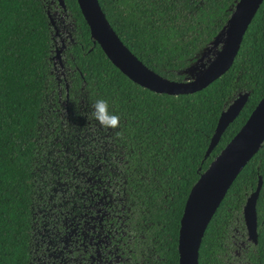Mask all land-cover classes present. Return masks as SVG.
I'll use <instances>...</instances> for the list:
<instances>
[{"label": "trees", "instance_id": "obj_1", "mask_svg": "<svg viewBox=\"0 0 264 264\" xmlns=\"http://www.w3.org/2000/svg\"><path fill=\"white\" fill-rule=\"evenodd\" d=\"M99 2L106 13L104 1ZM65 3L80 29L73 51L88 82L89 98L106 100L109 112L120 117L115 135L127 159L134 163L127 167L132 198L143 202V209L148 207L150 216L159 218L161 229L170 232L166 254L175 264L179 220L191 186L264 94V0L229 70L207 87L180 95L155 93L126 77L97 43L92 45L77 1ZM226 3L215 0L209 5L219 8H202L190 15L146 8L142 21L136 18L111 25L147 67L164 77L182 80L176 71L188 66L222 27ZM49 31L41 0H0V264H29L31 258L32 211L40 188L36 179L39 127L45 97L51 91ZM239 88L250 91L248 101L205 158L219 114ZM78 167L85 169L73 166V177L85 176ZM258 175L263 179L257 202V210H261L264 144L238 174L208 223L199 248V264L217 257L225 222L233 217L234 208H240L237 193L243 189L239 185L249 189ZM50 185L51 191L59 190L56 184ZM258 240L260 248L264 224Z\"/></svg>", "mask_w": 264, "mask_h": 264}, {"label": "flooded vegetation", "instance_id": "obj_2", "mask_svg": "<svg viewBox=\"0 0 264 264\" xmlns=\"http://www.w3.org/2000/svg\"><path fill=\"white\" fill-rule=\"evenodd\" d=\"M103 1L106 13L103 12L110 25L114 26L123 25L124 22H131L136 18L142 21L143 11L146 8L169 9L172 12L180 10L188 15L202 8L205 10L210 7L219 8L209 5L215 0ZM226 2L222 8V16L225 18L223 25L234 10L237 0H226ZM41 3L50 29L51 48L48 59L54 71L58 69L62 71L65 90L64 104L69 117L71 113L83 112L82 108L75 110L69 107V102L78 97L76 94L78 90L83 88L88 97L90 96L88 82L76 65L73 51L76 43L79 42L80 29L76 17L66 5L65 0L64 7L60 0H41ZM60 9L63 11L64 18L59 13ZM72 30H74V37L69 39ZM95 44L92 40V45ZM64 69H72L69 77L67 73H63ZM59 85L60 83L57 84L60 89ZM86 111L83 132L97 135H93V141L91 137L88 142L77 140L73 145L69 143L70 151L86 155L82 160H77L78 156L72 163V167L82 165L86 168V171L82 172L85 176L73 177L72 173V176L67 177L69 186L65 192H58L59 190L55 189L50 193L51 197H67L68 199L64 201L67 208H58L63 213L56 215L62 219L54 222L56 228L52 231L51 240L44 239V264H171L170 256L166 254L169 250L170 232L161 229L159 218L150 216L149 208L143 209V202L132 198L133 194L130 192L132 188L127 183V167L134 163L127 159L125 148L118 142V137L115 135L116 129L110 135H100L101 128L98 127L92 112L89 109ZM78 118L80 119V116ZM90 124L92 127H89ZM117 147L122 148L124 161L115 160L117 156L115 148ZM114 170H122L125 178L115 175ZM257 182L258 178L255 185L250 186L249 189L244 184L239 185V189H243L242 192L237 193L239 196L236 203L240 208H234L233 217L225 222L220 236L222 244H220L219 251H215L217 257L214 259L209 257L207 264H264V242L260 248L258 247L260 244L259 229L264 224V216L260 219L259 216L264 214V207L257 210L258 198L256 202L258 232L256 243L247 235L243 216V207L247 197L255 190ZM262 185L263 179L261 187ZM61 203L63 202L55 201L52 204L57 206ZM96 205H100L101 208H97ZM231 230L234 231L232 239ZM47 231L48 229L44 226V237L48 235ZM177 244L178 237L176 249ZM231 251H233L232 258L228 254ZM30 262L31 258L29 264ZM178 262L177 249L175 264Z\"/></svg>", "mask_w": 264, "mask_h": 264}, {"label": "water", "instance_id": "obj_3", "mask_svg": "<svg viewBox=\"0 0 264 264\" xmlns=\"http://www.w3.org/2000/svg\"><path fill=\"white\" fill-rule=\"evenodd\" d=\"M76 1L89 27L91 39L100 46L111 63L134 83L155 93L168 95L194 93L207 87L227 72L238 53L252 18L263 2V0H237L226 23L208 42L207 45H210L204 46L188 66L178 70H188L205 48L200 58L202 67L198 73L188 80H175L153 71L129 50L108 22L98 0ZM60 3L64 7V0H60ZM214 49L216 50L213 57L209 58L208 54ZM205 57L208 62L202 64ZM249 95L250 91L238 93L220 112L205 151V158L217 145L228 125L238 117ZM263 144L264 94L245 122L212 159L207 168L200 172L198 179L191 186L179 222L178 264H199V248L208 223L231 184ZM261 184L262 176L258 175L257 186L249 194L243 207L247 235L255 243L258 236L256 202Z\"/></svg>", "mask_w": 264, "mask_h": 264}, {"label": "rangeland", "instance_id": "obj_4", "mask_svg": "<svg viewBox=\"0 0 264 264\" xmlns=\"http://www.w3.org/2000/svg\"><path fill=\"white\" fill-rule=\"evenodd\" d=\"M59 13L63 17V11L59 10ZM53 34V33H52ZM74 37V30H72L71 37ZM210 45V44H209ZM207 45V47L209 46ZM206 47V48H207ZM219 48V46H218ZM216 48V49H218ZM211 50L209 58H212L215 50ZM205 52V48L199 53L195 62L190 66L188 70L176 71V74L183 79H191L193 78L195 73H198L202 65H200V58ZM208 60H203L202 64H206ZM73 68V67H72ZM72 69H64L63 73H67L68 77L71 74ZM61 70H53L51 66L49 69L50 76V84L51 91L45 97L46 108L43 110L41 114V123H40V133H39V153L37 159V186H39L38 193L36 194L34 207L32 211V242H31V262L30 264H44V239L51 240L50 236H52V231L55 230L56 225L54 222L59 218L60 214L63 212L59 211L58 208L65 209L67 208L64 205V201L68 198H62L57 196L50 195L51 193V185L56 184L59 187L58 192H65L69 184H67V177L72 176V163L78 156L79 159H85L86 155H79L75 152L70 151L69 143L72 145L75 141L88 142L93 141V135H97L96 133H92L90 135L88 132H83L85 127L84 124V116L87 113L86 109H89L93 112V104L87 92L80 88L76 93L78 97L73 101L69 102V107H73V109L77 110L82 108L83 112H75L71 113L68 117L65 107V90H64V82L63 77L61 76ZM60 81V82H59ZM60 83L58 88L57 84ZM243 91H248L243 88H239L236 90L232 97L229 99V102L236 97L238 93ZM60 93V94H59ZM228 102V103H229ZM81 113V114H79ZM80 116V119L78 118ZM88 116V115H87ZM96 121V119H95ZM98 127L101 128L100 135H110L114 129H105L98 121H96ZM49 125V128L48 127ZM92 127V124L89 127ZM97 128V125H96ZM54 129V131H52ZM81 129L80 131H78ZM59 134V135H58ZM115 147V146H114ZM112 147V148H114ZM116 149V158L115 160L124 161L123 150L120 147ZM78 171H82L80 167L77 168ZM86 171V168L83 170ZM82 171V172H83ZM115 175H119V177L125 178L124 172L122 170H114ZM53 189V188H52ZM51 199V200H50ZM64 199V200H63ZM55 201L63 202L57 206H54L52 203ZM97 208H101L100 205H96ZM45 210V211H44ZM59 214V215H56ZM45 217V218H44ZM57 224V223H56ZM55 225V227H54ZM44 226L48 229V235L44 237ZM233 230L230 231L231 239L233 236ZM232 247V246H231ZM230 258L233 257V251L228 253Z\"/></svg>", "mask_w": 264, "mask_h": 264}, {"label": "clouds", "instance_id": "obj_5", "mask_svg": "<svg viewBox=\"0 0 264 264\" xmlns=\"http://www.w3.org/2000/svg\"><path fill=\"white\" fill-rule=\"evenodd\" d=\"M92 116L105 129H117L120 126V117L109 112L106 100L100 99L93 104Z\"/></svg>", "mask_w": 264, "mask_h": 264}]
</instances>
